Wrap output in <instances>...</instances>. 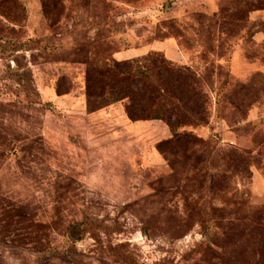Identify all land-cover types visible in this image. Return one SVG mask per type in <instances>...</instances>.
I'll return each mask as SVG.
<instances>
[{
    "label": "rangeland",
    "instance_id": "1",
    "mask_svg": "<svg viewBox=\"0 0 264 264\" xmlns=\"http://www.w3.org/2000/svg\"><path fill=\"white\" fill-rule=\"evenodd\" d=\"M249 1L0 0V264H264L234 244L264 210V33L238 42L264 9ZM150 51L204 82L184 139L127 101L88 106L81 60Z\"/></svg>",
    "mask_w": 264,
    "mask_h": 264
},
{
    "label": "trees",
    "instance_id": "2",
    "mask_svg": "<svg viewBox=\"0 0 264 264\" xmlns=\"http://www.w3.org/2000/svg\"><path fill=\"white\" fill-rule=\"evenodd\" d=\"M248 3L249 12L264 9L262 0H250ZM235 21L240 22L241 19L237 17ZM262 32L264 28L261 25L253 24V29L247 36H240L238 42L248 37L253 39ZM30 42L32 40H28ZM231 49L234 50L233 45L228 51L232 52ZM202 53L200 60L206 65L205 55H208L207 52ZM210 53L215 55L213 50ZM81 61L89 63L87 97L91 109H102L105 104L127 101L126 113L131 120L164 121L175 141L188 136L183 128L202 124L194 122L193 115L199 116L202 110L209 111L207 101L203 99L205 85L199 72L192 67L176 64L160 51H150L144 56L123 61L115 60L113 55L95 57L93 62L87 58ZM221 89L217 92V106L220 105ZM11 147V144L0 146L5 151ZM251 213L255 217L247 225L244 236L234 244L236 247L247 245L261 249L264 247V210L254 209ZM220 229L224 230L222 227ZM227 232L225 230L223 235H227Z\"/></svg>",
    "mask_w": 264,
    "mask_h": 264
}]
</instances>
